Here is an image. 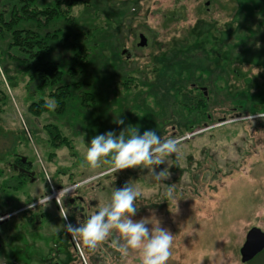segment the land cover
Wrapping results in <instances>:
<instances>
[{
    "label": "rangeland",
    "instance_id": "rangeland-1",
    "mask_svg": "<svg viewBox=\"0 0 264 264\" xmlns=\"http://www.w3.org/2000/svg\"><path fill=\"white\" fill-rule=\"evenodd\" d=\"M58 1L0 0V13L7 21L14 5ZM61 9L63 16L47 27H40V16L13 29L55 34L54 51L39 64L55 62L63 82L87 84L73 89L64 113L51 97L56 87L41 90L34 62L13 47L11 31L0 35V264H138L137 252L122 256L111 246L115 233L91 250L73 239L64 225L75 223L64 206L38 204L50 192L47 178L54 187L79 186L96 210L131 179L141 193L133 218L154 214L174 235L167 264H244L248 231L264 232V114L230 115L232 103L218 90H246L248 80L264 90V0H64ZM142 35L146 47L139 46ZM215 43L224 54L210 53ZM194 86L212 90L211 123L200 117L188 131L176 96L183 89L195 96ZM86 92L95 99L83 100ZM42 99L56 107L37 116L30 106ZM118 118L123 125L114 123ZM129 124L177 140L178 153L157 167L166 179L138 167L114 173L101 162L92 168L84 160L94 135L119 134ZM50 131L71 148L55 147ZM17 158L33 164L31 178L11 179ZM169 185L178 201H162ZM31 205L34 220L17 213ZM262 253L245 264H264Z\"/></svg>",
    "mask_w": 264,
    "mask_h": 264
},
{
    "label": "clouds",
    "instance_id": "clouds-1",
    "mask_svg": "<svg viewBox=\"0 0 264 264\" xmlns=\"http://www.w3.org/2000/svg\"><path fill=\"white\" fill-rule=\"evenodd\" d=\"M44 106L48 109L56 107L51 100H45ZM114 123L123 125L124 120L118 118ZM177 144L176 139L164 138L155 129H145L141 134L138 127L129 124L119 134L109 130L94 135L88 142L84 160L92 168L101 162L109 165L108 171L114 173L137 167L141 172L147 169L156 181H161L167 178L166 171H157V167L164 164L167 157L178 153ZM140 195L129 179L123 186L114 187L110 200L98 206L94 213L78 220L76 225L65 224L64 228L89 249H95L115 233L111 246L122 256H127L131 250L138 253V264H167L174 235L161 226L154 214L133 218L138 211L135 201ZM164 200L178 201L175 185L166 188Z\"/></svg>",
    "mask_w": 264,
    "mask_h": 264
},
{
    "label": "trees",
    "instance_id": "trees-1",
    "mask_svg": "<svg viewBox=\"0 0 264 264\" xmlns=\"http://www.w3.org/2000/svg\"><path fill=\"white\" fill-rule=\"evenodd\" d=\"M62 3L64 0H59L54 7H45V8H37L35 6L30 7L28 4L25 6H16L14 5L12 10L10 11L11 18L5 21L3 14L0 13V35L4 31H11L12 34V42L14 48H19L21 51L28 54L29 59L34 62L35 70L37 73V79L40 81L41 90L45 89V87L55 88L52 91L51 97H55L58 102V108L56 109L58 113H64L66 110L67 100L71 97L73 89L83 90V87L87 84L84 82L79 83H65L63 82L64 72L61 70L60 66L52 61H44L43 65H40V61H42L47 54H50L54 51V47L52 43L56 42V35L52 33H46L44 36L40 35V33L28 30V29H13L18 21L26 20V21H39L38 18L41 16L40 27H47L49 23L56 16H63L64 10H62ZM67 3V2H66ZM69 8H71V4H68ZM203 43L199 44L202 45ZM206 44V43H205ZM199 47V46H197ZM223 49L224 46L220 43H215L214 49H211L210 53L214 55H219L221 52L220 49ZM232 49L231 47H229ZM177 51L183 53L180 48H176ZM221 52V55L225 52ZM228 54L230 56L233 55L232 50L228 49ZM205 64V62H204ZM233 64V63H232ZM231 64V65H232ZM76 66L79 64L75 63ZM74 65V66H75ZM73 69V68H72ZM208 69V68H207ZM218 69V68H217ZM219 70V69H218ZM71 71V69H70ZM225 71V70H223ZM211 72H209L210 74ZM223 74V73H222ZM71 76L67 74V77ZM69 79H74L73 77H68ZM258 84V83H256ZM252 85L251 80H248L246 85V90H218L220 93L226 94V97L230 99L232 103L231 109L228 111L230 115H240L241 117L245 115H254L258 113L264 114V90H258L260 85ZM58 86V87H57ZM227 87V85H226ZM230 87H228L229 89ZM206 87H198L194 86L190 89L191 93L189 94L187 91L181 90L177 93V102L176 106L180 108L181 113H186V119L188 120L189 127L186 129L190 131L191 129L199 126L201 122H199V118H205V121H210L209 110L213 103L212 97H210L213 93L210 90V93H207ZM89 101L93 100L94 94L91 92L84 93L83 100ZM82 100V103H83ZM45 101L42 99L41 104L34 103L30 106V110L37 116H40L43 113L50 111L44 106ZM260 107L261 109H258ZM225 118L221 119L220 122H224ZM192 123V125H191ZM51 129V128H47ZM57 130V129H56ZM58 131V130H57ZM50 131V134L56 137L57 140L54 141L55 147H60L61 145H65L71 148L67 139L61 137V135L56 132ZM61 140V141H60ZM18 162V158L16 159ZM15 162V163H16ZM19 163V162H18ZM29 174V173H28ZM28 175L17 173L16 176H11V179L15 178H27ZM31 178V177H30ZM17 187V186H15ZM30 219L34 220V216H31ZM263 254V253H262ZM260 255H258L259 257ZM254 261V259L252 260ZM251 262V261H250ZM249 262V263H250Z\"/></svg>",
    "mask_w": 264,
    "mask_h": 264
},
{
    "label": "flooded vegetation",
    "instance_id": "flooded-vegetation-1",
    "mask_svg": "<svg viewBox=\"0 0 264 264\" xmlns=\"http://www.w3.org/2000/svg\"><path fill=\"white\" fill-rule=\"evenodd\" d=\"M206 90V89H205ZM19 162V163H18ZM18 162L14 163L12 168L17 171V173L26 174L28 177H31L28 173L32 172L31 166L33 165L31 162L26 161L23 158H18ZM76 190L72 195L66 196L62 200V207L64 206L65 211L72 217L75 225L78 220H82L85 216L91 215L96 211L95 206L96 203L93 200H85ZM66 198V200H64ZM38 205V204H37ZM36 205V206H37ZM32 206V205H31ZM28 207V206H27ZM34 205L25 209L26 214L31 213L30 211L34 209ZM24 211V212H25ZM34 216V213H31L30 216ZM37 215L34 216L36 218ZM77 217V221L75 222V218ZM79 241V240H78ZM79 244L81 245L80 241ZM78 245V243H77ZM79 246V245H78ZM86 250H91L85 246Z\"/></svg>",
    "mask_w": 264,
    "mask_h": 264
},
{
    "label": "water",
    "instance_id": "water-1",
    "mask_svg": "<svg viewBox=\"0 0 264 264\" xmlns=\"http://www.w3.org/2000/svg\"><path fill=\"white\" fill-rule=\"evenodd\" d=\"M148 41L145 36H140V47H146ZM33 172L29 175L33 176ZM264 251V232L260 228H252L246 235L245 242L240 249L242 263H249Z\"/></svg>",
    "mask_w": 264,
    "mask_h": 264
},
{
    "label": "built area",
    "instance_id": "built-area-1",
    "mask_svg": "<svg viewBox=\"0 0 264 264\" xmlns=\"http://www.w3.org/2000/svg\"><path fill=\"white\" fill-rule=\"evenodd\" d=\"M49 185H50V188H51V193L49 194V196H46L43 199H41L39 203H46V202H49V201H54L61 208V210H62V200H63V198L65 196L72 195L76 191V189L78 188V186H73V187H68V188L57 189L56 187H54L51 184L50 181H49Z\"/></svg>",
    "mask_w": 264,
    "mask_h": 264
},
{
    "label": "crops",
    "instance_id": "crops-1",
    "mask_svg": "<svg viewBox=\"0 0 264 264\" xmlns=\"http://www.w3.org/2000/svg\"><path fill=\"white\" fill-rule=\"evenodd\" d=\"M42 197V196H41Z\"/></svg>",
    "mask_w": 264,
    "mask_h": 264
}]
</instances>
